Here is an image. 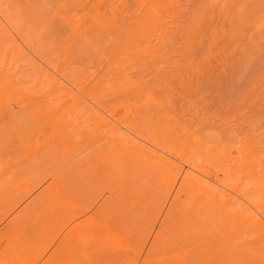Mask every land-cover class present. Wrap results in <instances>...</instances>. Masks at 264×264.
I'll return each instance as SVG.
<instances>
[{
    "label": "bare ground",
    "instance_id": "6f19581e",
    "mask_svg": "<svg viewBox=\"0 0 264 264\" xmlns=\"http://www.w3.org/2000/svg\"><path fill=\"white\" fill-rule=\"evenodd\" d=\"M155 1L156 0L154 1L152 0V3L154 5V11L157 8H158L157 9L158 11L161 6L160 7L155 6L156 5ZM169 1L167 0V2ZM191 1L193 2L194 0H191ZM205 1L209 2L210 4H212L211 1H213V4L214 3L215 4L212 5V7L215 8V5H216L220 12L223 10L224 13H226L225 16L223 15L224 14L223 11L222 13H220L223 15L224 18L220 16L222 19L217 20V17L215 16L216 19L213 17L214 19H211V20H217L216 22L214 21L212 23L210 20L209 22L210 24L207 22L209 25L207 24L206 25L207 27L206 26L203 27L202 23L205 22L206 20L209 21L208 18L211 17L212 10L209 12L211 13L210 16L204 20L201 18V15L199 14L200 20L201 21L203 20V22H200L199 18H195L196 16H194L195 20L193 18L192 20H190L191 18L189 17L192 13L188 15L187 23H186V20H181V19L180 21L175 20L176 23H174L175 21L172 20L173 19L172 15H171L172 16L171 22L168 21L169 17L168 18L164 17L165 20L167 19L168 23L170 24L172 22L174 23V24L172 23L173 28H176L175 26L179 25L177 24L178 22H180V24L182 23L181 25H179L181 27L177 26L179 29H181V31H183L181 32V34L183 33L182 36H177L180 34L179 31H177L179 34L175 31L172 32L174 29L171 31L172 27L171 28L168 27L171 25H169L165 20L161 19L160 18L161 16L157 18L158 15L156 14L157 15L156 17L154 11L150 10L153 7H151L148 10L149 12V13L147 12L148 16L146 18L142 17L141 21H139L140 18H138L137 20L139 22H137L136 20L134 21V23L137 22L135 24L133 23V20L132 22L128 21L126 25L131 23L130 27L127 26L128 29H126L125 25H124L125 27L123 26V24H125V20H124L125 17L121 15V17H124L123 19L124 21L123 23H121L119 19L118 20L116 19L117 17L115 13V16L114 15L113 16L116 17L115 20L117 21L118 26H119L118 21L120 22L119 27L121 28V29L118 28L117 25L115 28L113 27L114 30L117 28L116 29L117 32L121 33V35H119L120 33H117V35L120 36L118 40L119 39L121 40L122 38L121 41L123 42V38L127 34L128 36L124 40L123 44L119 40V42L121 43L119 47L118 41L114 40L115 37L117 36L115 35L116 31H114L115 32L114 34L113 30L108 29V30H111L109 34L110 35L112 34L111 36L114 35L113 37H110L107 35L108 39L112 38V40L109 39L110 41V42L108 41L109 44L110 45L112 44V48L114 47L116 48V49L114 48L113 55H112L113 49H111V46L108 47L107 45L108 42L106 41L108 39L105 37V35H103L106 29L103 30L101 28L103 32H102V35H99V37L96 36L97 34L95 35L99 39L97 43H96L97 39L93 40V38H96L95 36H93L94 30H96L94 26H97L95 24L97 21H95V18L93 17L92 18L95 21V23L94 22L93 23L95 25L92 24L91 20H90L91 24L87 25V27L89 28L93 26L94 29L92 30V32H90L92 34H90L89 31H87L89 30V28L85 30L92 36H89V35L86 36L87 34L83 36H86L84 38H87V39L90 38L88 40L92 39L91 41L94 42L95 47L98 50L93 46L92 42L90 41H86V42H90L92 45L86 46V44H89V43H86L85 42L86 39L84 40V38L81 39L82 41L80 40L81 43L79 42V37H81L80 35H82L83 32L85 33V31H82L80 29L82 33L78 35L79 37L77 36V34H76L77 37L74 36L75 34L71 35L72 38L76 37V40L73 39V41L74 43L76 42L75 44H79L77 48L74 46L75 44L71 40L72 38H69V41H67V36L63 35L64 38H61L60 35L62 33L60 32L61 33L60 35L56 34L57 29L51 24L52 25L51 31L54 32V34L48 31L50 33L48 34L50 38L53 36L55 37V34H56L57 37L59 36L58 40H56L57 37L55 38L53 37V39L57 43L58 41L59 43H61V44L58 43L59 46H61L62 44L63 46H67V44L70 45L71 43H73L74 45L72 44V46L77 48V50L75 51L74 47L70 45V48H69V45H68L67 48L69 49L65 47L64 49H62L63 46H61L60 48L59 46H57L55 42L56 46L58 47L56 50L59 51L57 53L59 54L61 53L60 55L62 56L58 54L57 55L60 56V58L63 57L61 60H58L59 57L56 55V50L54 53L52 52L54 51L53 49H55L56 47L54 45V41H52V38L47 41L45 40L46 37L44 39L41 38L44 34L41 35L43 33V29H40L39 26H38V28L40 29L39 31H41L42 33H40L39 36L38 35L37 36L40 37L41 35L40 41H39V38L37 39V36L35 37L36 33L34 35L35 37L34 39L38 40L39 44L42 42L40 44L41 48L44 49L46 45L47 47H49V48L45 47V49L47 48L46 50H48L45 52L46 55L45 53L42 52L43 49L41 50L40 48H38V46L34 45V41H33V44L31 43L30 45L29 42H32L31 41L32 37L30 38L28 35L29 34L32 35V33H29L28 35L24 34L25 37L26 36L29 37L28 40L30 39V41L28 42V44H26V46L30 45V48L31 46H33L32 52L34 53L36 52L35 53L36 56L38 55L42 56V57L38 56V59L40 60L42 58L40 62H43L44 65L46 62V67H43L42 66L43 64L40 65L38 62L36 63V71L34 72V74L36 73L35 82L33 79V82L29 83V86L31 88L27 86L26 83L24 84V81H25L24 78L27 79V77L31 73L30 74L28 73L29 75L26 74V77L25 75L22 76V78L24 77L23 78L24 81L21 79V74L23 73L20 74L19 78L20 80L23 81V84H24L22 85L23 88L21 87L22 92L20 91L21 93L20 98L28 97L27 96L28 94L26 92H31V95L29 97H32V95H34L33 96L34 98L32 99L33 100L35 99L34 100L35 116L39 118L41 122H42V119L46 120V126L48 124L47 129L52 130V131L49 130V132L51 133V134H48L49 138L51 135H52L51 136L52 138L53 136L54 137L56 136L55 138H53V140H51L52 143L55 141L54 142L55 144L54 143L52 144L49 141V138L43 141V142L49 141L48 143L50 144L49 145L48 143H46L48 146L47 147L45 146V148H44L45 144H42V142H40L43 146L40 145L38 146V148L39 147H43V148L42 149L39 148L37 149V151L39 150L41 152V155L43 156H40V153L36 151L37 153H39L38 157L39 158L42 157L44 160L50 161V160H54V157L59 155L60 152H61L60 155L63 154L64 157L66 155V153L64 152H67L69 154L71 153L70 155L76 152V154L74 155L76 157V155L77 156L79 155V153L77 154V151L80 148L79 146L80 143H82L81 145L84 146L83 142H87L85 143V145H87L85 148L88 147L89 149L90 148L92 149L93 144H90V143L93 142L91 140L93 134L91 135L89 134V132L91 133V130L92 132L96 131V132H93L94 135H96L98 133L97 131L99 130V128L101 127L102 129L101 131L102 133H100V135L102 134L101 136H98V135H96V137L93 136L94 142L97 144V147L95 150L94 149L95 146H94L93 149L95 151L93 150L91 151L93 153L95 152L94 154L98 155V156L95 155L96 158L94 159H98L99 162L98 160H95V162H98L99 164L96 165L94 163L96 166L95 165L93 166L95 167L91 166L89 168L88 166L86 167V169L84 168L85 170L84 176L86 175L87 177H89L92 174L90 176L92 178L91 180L94 181V177L96 179H100L101 185L103 182L108 187V188L104 187L108 189L107 191H109V194L107 196L108 198L106 202H104V198L103 200L101 199L104 203L100 202L102 204L100 206V210L103 213H107V215L109 214L110 216H112V218L109 215L107 216L106 214H105L106 217H102L103 214H100L101 212L96 214L98 218L100 219L99 215H102L101 218L103 221H106L104 220L105 218H107V220L110 218L112 220V221L109 220L111 221L110 223L112 224L110 225V227L112 226V228L113 226L115 227V229H118L121 227L122 228L128 227V228H126L127 229L126 231L118 230L121 233L114 232V234L113 232H111L112 230H110L108 234L107 229L109 228H107V229H104L103 231L105 232L106 230L105 233L108 234V236L100 237L103 232L98 231L100 229L99 226L101 225L104 228H106L105 226L107 224H108L107 226H109V223L106 222L105 223L106 225L104 226L102 225L103 222L100 219L102 223H99L100 222L99 221L98 222L99 224H97L96 221H98L99 219L93 221L97 216L93 218L94 216L91 217V213H90V217L93 219L89 220V222L86 221V222H82L83 224L80 223L76 225L78 226V228L83 225L85 228H88L89 231L91 229L93 230L94 228H95L94 231L98 229L95 231V233L93 231L94 237L92 235L93 238L95 237L96 238L98 237V239L101 238L99 239V241L100 240L102 241H100L97 244H100L101 242H103V237L104 238L106 237L105 239L107 240V242L109 241L111 243L109 245H112V247L115 250L116 249L119 250L121 248L124 250L125 247H127L130 243L134 242L133 238L135 237L133 236H135L136 233L132 235L130 230L131 231L135 229L139 230V229H142V227L146 229L145 225L147 224V226H149L150 224V223H147L146 221L147 219L148 220L152 219V217H155L156 214L158 213L161 214V212H164L163 217H162L163 221L161 222L160 220V224H162L161 226L163 229L169 232L168 234V232L166 233V231L164 230L166 233V236L167 235L171 236L172 234V237H171L172 241H173V238H175L174 240L176 242H173V243L179 242L180 244H183V245L192 244L193 246H198V247L199 246H210L214 244L215 245L218 244L222 246L223 248L231 247V246H234V247L239 246L240 248L241 246L244 249L242 251L239 250L240 251L239 253H237V251H235L233 248H230L231 250L229 251V253L223 256L224 255L223 252H222L223 254L222 255L221 251L219 250L218 251L225 258L238 257L239 260H242V261L253 260L258 257L259 258L261 257L260 259L264 258V251H260L261 248L264 249V121H262L264 119H262L261 120L262 122H261L260 119L252 120V117H250L251 119H247V120L251 122L248 123V121H246L242 117H239L241 121L243 120L242 122H244V124L245 122L248 123V127L246 126V124L243 125V124L237 123L233 119L234 113H235L234 111L237 110L236 116L238 117V113L241 110L240 108L242 107L241 104L244 103L247 100V98L251 96V94H253L252 91H254L255 93L256 90L254 88L256 87L258 83L262 87L261 94L262 96H264V65H262L264 64V0H210V1L205 0ZM101 2L102 1H100V3ZM162 2L160 1L161 4L160 3L159 4L157 3V4L163 5ZM202 3L203 4H201L202 5L201 7L203 8L205 7L204 5L205 3L204 2ZM114 4H113V7L115 6ZM150 4H151V1L149 0L148 5ZM188 4H184V5H188ZM121 5L123 4L121 3ZM167 5L166 7L169 6L168 7L169 9L172 8V5H171V8H170V4L168 6ZM207 5L208 4H206V6ZM103 6L104 5H102V7ZM145 6L147 7V5ZM177 6H175L176 9L178 8ZM181 6L183 5L179 6V8L177 9L178 12L174 10L173 11L176 13H179ZM209 7L207 6V9L203 8L205 10H203L202 8L201 9L199 8L200 10L198 11L195 8L193 9H195L197 12H200V13H202V11H204L205 13H208L206 10H209ZM137 8L141 9L139 7ZM147 8H149V6ZM184 8L185 10L183 9L181 10H183V12H186V16H187V13L188 12L190 13L191 11L187 12L185 6ZM191 8L189 9L191 10ZM108 9H111V8H108ZM97 10H95L94 12L97 13ZM117 10L118 9L116 8V11ZM141 10L143 11V9ZM163 10H165V7ZM163 10H161L162 13H165ZM102 11L103 13L105 12L104 10ZM102 11H101V14H102ZM112 11H113V8H112ZM213 11L215 12V14L219 12L218 10H217L218 12H216L214 9ZM132 12L138 13L139 10L138 12H135V11H132ZM129 13H131V11ZM70 14H75V13L70 12ZM91 14H92V11H91ZM123 14L125 13L123 12ZM159 14H160V11H159ZM179 14H181L182 16L181 18L185 17L184 16L185 14L183 15L182 12ZM107 15L108 14H106V17H108ZM128 15L127 16L129 18L127 17L126 19L129 20L131 19V17H130V14ZM203 15L202 17L204 18L206 14L204 16ZM79 16L80 15L78 14V19L80 18ZM102 16L105 17L104 14ZM110 16L111 15L109 14V17ZM138 16L141 17L142 15L139 14ZM206 16H208V14ZM104 17L102 19V17L99 16V18H101V20L105 22L106 20H104ZM179 17L180 15L178 16V18ZM97 18L98 16L96 17V19ZM111 18L109 20L113 21ZM114 21L113 23L116 24L115 23L116 21L115 22ZM113 23L112 25H114ZM101 24H103L104 28H107L104 26V23H101ZM121 24L123 27L121 26ZM133 24L135 25V27L133 26ZM183 24H185L184 28L182 26ZM80 25L82 26V24ZM41 26H42L41 28H46V26L43 24ZM131 26L133 27V30H131L133 32L130 35L129 29L130 28L132 29ZM47 27H48V24H47ZM38 28H35V29H38ZM109 28L111 27L109 26ZM28 29L26 28V30ZM123 29H126L129 32L127 31L128 33H126L124 32L126 30H123ZM167 29H168V32L171 31L173 34L169 32V35H168V33L166 32ZM1 30L5 31L3 27H1L0 32H2ZM26 30L25 32L24 31L23 32L26 33ZM97 31L100 34V31L99 30ZM46 32H47V29H45L44 33ZM106 33L107 32H105L104 34ZM20 34L21 35L18 37H20L21 41H23L24 39L22 40V37H21L23 33L20 32ZM52 34L53 36H50ZM123 34H126V35L124 36ZM4 35L6 36V33ZM100 36H102L103 38L105 37L104 39L106 40L102 38V40L105 41V44L101 43L102 41L100 40L101 39ZM27 37L25 38L24 44L28 41V40L26 41ZM68 37H70V35H68ZM60 39L61 40L63 39L62 42H60L61 41ZM1 40H5V39H2L1 37ZM70 40H71V43H67V42H70ZM16 41L14 42L16 43ZM43 41H45V43ZM50 41L53 42L51 43V45L49 43ZM111 41L113 43H111ZM115 41L117 44L115 43ZM100 44H103V46ZM14 45L12 46L15 48ZM42 45L43 46L45 45V46L42 47ZM52 45L55 47H52ZM83 46L87 49L89 47L90 48L92 47V48L88 50L87 49L84 50ZM100 46L102 47L107 46L106 47L107 50L106 49L102 50L101 49L102 47L100 48ZM13 47H9V48H13ZM35 47L37 48V50H41V52L39 53V51H36ZM9 48H6V49H9ZM16 48L18 49L17 46ZM80 48L82 49V51H80L81 50ZM60 49H62L61 52H60ZM65 49L68 52L70 49H72L70 50L72 55L68 56L70 54L67 52H64ZM99 49H101L102 51L105 50L103 52L104 55H102L101 52L100 53L98 52V51H101ZM90 50L93 51V53L95 50V53H94L96 54L95 56L97 55L98 56L100 55V56L95 58V56L93 55L94 56L93 58H95V60H92L91 55L93 53ZM49 52L52 54L50 55ZM115 52L117 54H115ZM34 53L33 55H35ZM48 53L50 56V60L48 59L49 61L47 63V58L49 57L47 56ZM64 53L68 54L67 56L70 59L68 57H65L68 59V61L67 59L64 58V56H66L64 55ZM75 53L80 54V55L82 54V56H84V57H81L82 62L83 61H86V62L82 63L78 61L79 58L77 59L76 57H79V55L76 56ZM106 53H108L109 55ZM53 54H55L58 58L55 55L52 56ZM85 54H87L88 57L85 56ZM101 55L104 56L103 58L107 61H104V59L101 58L102 57ZM105 55L106 56L111 55L114 58L110 60L111 56L110 58L108 56H107L108 58H106ZM44 57L46 58V60L44 59ZM72 57L74 58L71 60ZM83 58L86 60H84ZM89 59L90 61H88ZM74 60L77 62H75ZM101 60H102V63L103 61L105 63L102 64ZM93 61L96 62V64L94 63L95 65L93 64L94 66L92 67L91 64ZM212 61L217 62V64L214 63L213 65H211ZM71 62L74 63L75 65L77 63L78 66H74V64L71 65ZM98 62L101 63L102 65L100 66ZM83 64L84 65L86 64V67H84ZM88 64L91 67H88ZM255 64L259 66L261 65V67L256 68L259 66H256ZM31 65L35 66V63H32ZM28 69H29V72H31L30 68ZM25 72L27 73L28 70L26 69ZM244 77H246V81H247L246 83H244L245 82ZM30 78L31 76L28 77V79ZM11 79L13 80V77H11ZM27 80L25 82H27ZM240 80L244 81L241 83L243 84L242 85L243 87H240L241 85L240 86L236 85V83L240 84L241 82ZM32 83L34 84L33 85L34 89H32L33 88L31 85ZM216 84L218 86L219 85L222 86V84H227V86H230V87L232 85L233 86L235 85L236 88L240 87L238 88L239 90L237 89L238 91L236 92V94H231L232 98H231V95L229 97L232 103L230 112H228L227 108L222 107L221 109L224 108L226 111L222 110L223 112L221 114H217L214 112H209V110L205 111L206 109H209V106H206L205 101L204 102L201 101V103H205V105L204 104L202 105L201 103H199L201 104V107L204 106L206 108L205 109L204 107H202L205 110L200 108V106L197 104V101H199V99H201L202 97V92L204 90L206 91V89H208V87H211V85L215 86ZM24 86H26L27 88ZM204 87L206 89H204ZM8 88L9 89L7 90H10V89L13 90L12 86ZM24 88H26L28 91L25 90ZM30 90H32L33 92ZM205 91L203 92L204 97H205V94H204ZM24 93H26V95ZM23 94L25 95L24 97H23ZM15 95L17 96L18 94H15ZM182 95L186 96L184 97V99L186 98L187 101L185 100V102H188L187 109L189 110V112L187 111V109L182 110L180 107H178L179 108L178 110L177 107L175 108L176 105L173 106L176 100V97L182 96ZM22 98L20 99L21 101H22ZM252 101L254 102V98L252 99ZM26 105L29 106L30 104L28 105L26 103ZM256 105H258L257 107L259 109L261 108L260 103H257ZM224 106L226 107L225 103H224ZM249 107L250 106H248V108ZM25 109H26V106H25ZM220 111L221 110H218V113H220ZM23 115H25V112L23 113ZM13 116L11 117L12 119L10 117L9 118L12 120L11 122H14V121L16 122V120L13 121V119H16L15 118L16 116H14V118ZM26 118L28 117H25L24 119ZM85 118H87L88 120L85 121L86 120ZM89 118L91 119L95 118L94 120L96 121H94V123L97 122L96 125H94L93 119L92 121L90 120L91 122H88ZM261 118H264V115H262ZM19 120L17 124H19ZM34 120L36 121V119ZM80 120L83 122H80ZM21 121L23 120L21 119ZM70 121H72L73 124L70 123ZM41 122L39 123L41 124ZM88 123L89 124L91 123L90 125H88L91 130L87 131L85 129L86 128L85 125ZM26 124H28V122ZM31 124L34 125L32 122ZM43 124L45 123L43 122ZM21 125H23V122L22 124L18 126H20L21 128L22 127ZM241 125L247 128L245 130H242ZM90 126H94L95 128L99 127V128L98 130L97 129L93 130L94 127H90ZM244 127L242 128L244 129ZM72 128L77 129V130L82 129V132L80 131L81 133L79 134V136H76V133H78L79 130L77 132V130L75 131L73 129L75 131V133H73L71 132ZM35 130L36 129L34 128L33 131L35 132ZM84 130L88 132L87 135H84L86 137L83 136V133H85L83 132ZM65 131H70V132H65ZM64 133L65 134L68 133V135L72 133L74 138H72V135L70 137V136L65 135ZM63 136L65 137L63 138ZM80 136L82 139L84 137L83 142ZM76 137L77 138L79 137V138L76 139ZM35 139H36V135L34 136V140ZM73 139H76L74 140L75 142L72 141ZM79 139H80V142H79ZM86 139H88V141ZM97 139L101 142L99 143ZM34 140L33 142L35 143L37 140L35 141ZM29 142L31 141L29 140ZM66 142L72 146L68 144L67 146ZM32 144L30 145L31 147H32ZM75 146L76 147L78 146V149H76ZM66 147H68L69 149H67ZM55 148L56 149L59 148V150H56ZM64 149L66 151H64ZM71 149L73 152L71 151ZM82 150L83 152L89 151L86 149L84 150V148H82ZM94 154L92 156H94ZM71 157L72 156H70L69 158L73 160ZM75 159L76 158H74V160ZM77 159L75 161H77ZM79 159H80V162L79 160L77 162L73 161L75 162L74 163L75 165H73L72 163V167L77 168V170L79 169L80 171V168H81L80 166H82L83 168L87 164L85 162L83 164V161H85V158L83 159V161H82V158H79ZM50 163H51V167L54 168V164H53L54 161H50ZM64 163L67 164V162H64ZM76 163L77 164L79 163V166H77ZM33 165L35 166V164ZM98 165H101L100 168ZM37 166L38 167L41 166L39 162ZM37 166H35L36 168L35 167L34 168L37 169ZM68 169L69 168L67 167L66 170ZM66 170L65 171L63 170V173L61 172L58 174L54 172V174L55 173L56 174L52 175V178H50L51 180L49 181V183L46 184L45 187H43V189H41V192L39 193L40 195H38V197L40 196L39 198L41 201L37 200V203H38L37 207H40L38 208L40 212L42 211L44 213L47 212L45 216L46 215L48 216L46 219H48L47 222L49 223L53 222L52 219L55 217H56L55 220H57V217H59L58 219L59 221H56V222L54 221L55 223H57L63 220V218L67 217L69 214L71 215L72 213H74L72 211L73 210L75 211V209L78 208V205H79L78 201L80 203L82 201V199L78 200V196L80 195L82 197H84V195L86 196L89 193V191H91L90 189H92V186H93L91 185V188L89 187L90 189H87L88 187L86 186H88V184H85L86 188L84 186L82 187V185H80V187L78 188L79 186L78 184H80V182L78 179H77L78 184H76L75 182L77 174L75 175L72 172L73 169L68 170V172ZM89 171L90 173H88ZM80 172H83V171L81 170ZM96 172L98 174H96ZM40 174L42 175V171ZM71 180L74 181L75 184H72ZM84 183H87V182H84ZM98 183L99 182H97V185ZM96 189H94V186H93L92 191ZM77 192L80 193V195ZM74 193L76 195V198L73 197L75 196ZM93 193L94 192L92 193L90 192L88 195L91 197ZM41 196L43 198H41ZM95 196H98L97 193H95ZM95 196L93 195L91 198ZM123 197H126V198H123ZM165 198L169 199V204L167 205L164 211H161V210L158 211L157 209L159 208V205H161V207L165 206V204L164 205L160 204V203H163L162 200L164 201ZM123 199L125 200L127 199V201ZM74 201L77 203L76 204L77 208L74 206L75 204ZM83 201L88 202L86 201V197ZM164 202L166 203V201ZM83 203L81 206H83V208L85 206L86 208V205L88 206V203H86L85 205H83ZM43 205L44 207L47 206V209H45L46 207L43 208ZM73 206H74V209L71 210ZM89 206H90V203H89ZM41 208H43V210H41ZM38 209L36 208V210ZM67 209H70L71 211ZM89 209H92V208L89 207ZM66 210L68 211L69 214L65 213L67 212ZM87 210L85 209V211H82V212L87 213ZM37 213L39 214V212ZM60 216H62V218ZM72 216H73V219L74 218L76 219L74 214ZM72 216H70V218H72ZM142 217H145L147 219H144ZM37 219H39L38 220L39 222L40 217ZM63 224L62 226H64ZM46 225H50V224H46ZM51 225H53V223H51ZM93 225H96L99 228H96V226L94 227ZM18 226L20 227V225ZM82 228L83 227H81L80 230H83V231L85 230L87 232V229H84V228L82 229ZM75 230H77V228ZM80 230L78 229V231ZM142 231L141 232L139 231V232L142 233ZM84 232L82 234H85ZM96 232L100 233L98 234L100 236H98ZM124 232H128L129 235L130 234L132 235V236H129V238L131 239V237H133L132 238L133 242L129 240L128 236L124 234ZM156 232L157 231H155V233ZM89 233L90 232H88V234ZM105 233L103 234L106 235ZM140 233H138V235L142 236V234ZM159 235H161V233ZM141 236L139 237V239L137 238L135 239L141 240L142 242ZM154 236L155 235H153V237ZM161 236H162V239H161ZM161 236H158L159 238H157L159 239V241L157 240L158 243H160V240L161 242L163 240H166V236L164 234ZM163 236L165 237V239ZM25 239L26 238H24V240ZM24 240L23 242L26 241ZM106 240H104V242H106ZM127 240L131 242L128 243ZM138 242L139 241H137L135 244L137 245ZM87 243L88 242H86V244ZM95 243L92 245L94 246L97 245ZM162 243H166V242H162ZM101 245H103V243ZM129 247L127 249L125 248L126 250L124 252L130 251L128 250ZM15 249H16L15 247L7 246L4 250L0 251V257H1V252L8 253V252L14 251ZM133 250L136 251V249H132V252L136 254L138 253V256L136 254L135 255L136 257H139L140 256L139 254L141 253H139L138 251L135 252ZM103 251L105 252V250ZM178 251L179 250H177V252ZM198 251H199L198 253L199 257L197 256V258H200V259H204L205 257L206 258L208 257L209 260L213 258H217V259L223 258L222 256H220V254L213 253V250H212V254H209L206 251H200V250ZM60 253L56 252V254H60ZM68 253L70 254V251L66 252L65 254H68ZM133 253H130V254L134 256ZM159 253H158V257H159ZM161 254H164V253H161ZM85 256L84 255L82 256V260L86 258ZM133 256L131 258H133ZM186 257L187 255L185 254V251L181 253L180 255H178V259L183 261V263L180 262L179 264L186 263L187 261ZM119 259L121 258L119 257ZM90 260H91V255H89L85 259L86 262ZM76 261H78V259L77 260L75 259V263ZM1 263L2 262H0V264ZM61 263L63 264V259L61 258H59L58 261L52 262V264H61ZM65 263L66 261H64V264ZM154 264H157V262L155 261Z\"/></svg>",
    "mask_w": 264,
    "mask_h": 264
},
{
    "label": "rangeland",
    "instance_id": "374dc122",
    "mask_svg": "<svg viewBox=\"0 0 264 264\" xmlns=\"http://www.w3.org/2000/svg\"><path fill=\"white\" fill-rule=\"evenodd\" d=\"M100 1H102L101 3H100ZM117 1V2H116ZM144 1V2H143ZM151 1V4L150 5H148V3H149V0L147 1V0H0V29H1V27H3V29H5V31L4 30H1L2 32H0V251H2V250H4L7 246H10V247H15L16 249L14 250V251H11V252H8V253H3V252H1V257H0V262H2L1 264H52V262H54V261H58L59 260V258H61V259H63V264H64V261H66V263L65 264H74L75 263V259L77 260L78 259V261H76V263L75 264H132V262H133V264H145V263H147V264H154L155 263V261L157 262V264H179L180 262H182L183 263V261H181L180 259H178V255H180L181 253H183L184 251H185V254L187 255V257H189V258H187L186 257V263H184V264H264V258H262V259H260L259 257L258 258H256V259H253V260H244V261H242V260H239V258L238 257H233V258H225V257H223V256H225L226 254H228L229 253V251L231 250L230 248H233L235 251H237V253H239L240 251L239 250H243L244 248L243 247H241L240 246V248H239V246H237V247H234V246H231V247H222V246H220V245H218V244H214V245H210V246H193L192 244L191 245H189V244H180L179 242H177V243H173V242H176L174 239L175 238H173V241H172V234H171V236L170 235H167L166 236V233L168 232V231H166L165 229H163L162 228V224H160V220H161V222L163 221V214H164V212H161V214H156L155 215V217H152V219H147V218H145V217H142V218H144V219H147L146 221H147V223H150L149 224V226H147V224L145 225V228L146 229H144V227H142V229H139V230H137V229H135V230H130V232H131V234L132 235H134L135 233L137 234H135V236H133V237H135V238H137V239H139V237L141 236H139L138 235V233H140L142 230V233H140V234H142V236H141V238H142V242H141V240H137V239H135V238H133V237H131V239L129 238V236H132L131 234L129 235V233L128 232H124V234H126L127 236H128V238H129V240H131L132 242H133V240H134V242L133 243H130L131 241H128L127 240V242L128 243H130L129 245H130V247H131V249H130V247H129V245L127 246V247H125L126 249L129 247V249L128 250H130V251H128V252H124L126 249L124 248V250L122 249H119V250H115L113 247H112V245H109V244H111L109 241L107 242V240L105 239L107 236H108V232H110V230H112L111 232H113V234H114V232L116 233V232H120V231H118V230H121V231H123V230H127L126 228H128V227H121V228H118V227H116V228H118V229H115V227L113 226V228H112V226L110 227V225H112L110 222L112 221L109 217V219L107 220V218H103L104 220H106V221H103L102 220V218H101V216L102 215H99V217H100V219L102 220V222H101V220L98 218V216L96 215V214H98L99 212H101V210H100V206L102 205L100 202H102V203H104V202H106L107 201V196H108V194H109V191H107L108 189H106V188H108L103 182H102V185H101V181H100V179H96L95 177H94V181L93 180H91L92 178L89 176V177H87L86 175L84 176V172H85V170H84V168L86 169V167H88L89 166V168L91 167V166H93V165H97V164H99L98 162H99V160L98 159H94V158H96V156L95 155H97V154H94L93 152H91L92 150L93 151H95L96 150V147H97V144L94 142V137H96V135H98V136H101L100 135V133H102L101 131H102V129H101V127L99 128V130H98V128H95L94 126H90V127H94L93 128V130L94 129H97L98 131V133L96 134V135H94V133L93 132H96V131H93L92 132V130L89 128V126L88 125H90L89 123L88 124H86L85 125V129L88 131V130H91V133L89 132V134H93L92 135V138H91V140L93 141V142H91L90 144H93L92 145V149L90 148H85L87 145H85V143H87V142H83V139H84V137H86V136H84V135H87L88 134V132H86V130H84L83 132H85V133H83V139L81 138V136H82V134H81V136H80V138H81V140H82V142L84 143V146H82L81 144L82 143H80L79 144V146H80V148H79V152L77 151V154L79 153V155L77 156L76 155V157L74 156L75 154H76V152L75 153H73L72 155H70L69 153H67V152H64V153H66V155H65V157H64V155L63 154H61V155H63V156H61L60 155V151H58V152H60L59 153V155H57L56 157H54V160H50V161H54V168H52L51 167V163H50V161L49 160H44L42 157V159L41 158H39L38 157V155H39V153H40V156H43V155H41V152L38 150L37 151V149H39V148H43V147H39L38 148V146H43L42 144H45L44 145V148H45V146L47 147L48 145L46 144V143H48L49 141L51 142V140H53V138H55L54 136H53V138L50 136V138H52V139H50L49 138V135L48 134H51L50 132H49V130L50 129H47V126H48V124H47V126H46V120H43L42 119V122H41V120L39 119V118H37L36 116H35V114H34V100L32 99V98H34L33 96L34 95H32V97H29L30 95H31V92H26L28 95V97H26V98H22V101L20 100L21 98H20V95H21V93H20V91L22 92V85H24L25 83H26V85L27 86H29V83L30 82H33V79H34V82H35V74H34V72L36 71V63L38 62L40 65H42L43 64V62H40L41 61V59L39 60L38 59V56H40V55H38V56H36V52L34 53V52H32V50H33V46H31V48H30V45H31V43L33 44V41H34V45L35 46H38V48H40L41 50L43 49V48H41V46H40V44L42 43H40L39 44V42H38V40H36V39H34L37 35L39 36V34L40 33H42L41 31H39L40 29H43V33L41 34V35H43L42 37H41V35H40V37L41 38H45V40L47 41V40H49V39H51L52 38V41H54V39H53V34H54V32H52L51 31V26L53 25L56 29H57V33L56 34H58V35H60L61 33V35H60V37L61 38H64V36H67V41H69V38H72L71 37V35L72 34H75L74 36H76V34H77V36L78 35H80L82 32H81V30L82 31H85L86 29H88L89 27H87V25H90L91 24V21H92V24L93 25H97V26H94V28H96V30H94V32H93V36H95L96 34V36H98L99 37V35H102V32H103V30H105L104 31V33L105 32H107L106 34H104L103 33V35H105V37L108 39V37H107V35L108 36H110V37H113V36H111L109 33L111 32V30H113V32L114 31H116V34H115V32H114V34L115 35H117V33H120V32H117V28L114 30V28L116 27V25H117V21L115 20V18L118 20H120L121 21V23H123V21L125 20V24H123V26L125 25L126 26V29H128V27H130V24L131 23H129L128 25H126V23H128V21H131L132 22V20H133V23H134V21L136 20H138V18H140L139 19V21H141V19H142V17L143 18H146L147 16H148V10L151 8V7H153V8H151L150 10H152V11H154V5H153V3H152V0H150ZM154 1V0H153ZM160 1L162 2V4L163 5H158L159 3H160ZM169 1V0H168ZM172 1V2H171ZM174 1V2H173ZM210 1V0H209ZM156 3V5L155 6H161L160 8H162V9H160L159 8V10L157 11V9H155V11H154V13H155V16L157 17V15H158V17L157 18H159V16H161L160 18L161 19H163V20H165L164 19V17H166V18H168L169 20L168 21H170L171 22V17L173 16V21H175V20H177V21H180V19L181 20H186V23L188 22L187 20V18H188V15H190L191 13L193 14H191L190 15V17L189 18H191L190 20H192V18L194 19V16H196L195 18H199V21L200 22H203V20L204 19H207V17H209L210 16V14L211 13H209L211 10V12H212V15H211V17H209L208 19H209V21L208 20H206L205 22H203L202 24V26L204 27V26H206L209 22H210V20L211 19H214L215 18V16L217 17V20H220V19H222L221 17H223V15L225 16V14L226 13H224V11H223V15L222 14H220V13H222V11L220 12L219 11V9L217 8V6L215 5V8L214 7H212V5H214L213 4V1H211V3L212 4H210L209 2H207V1H201V0H199V2H198V0L197 1H191V0H170L169 2H167V0L165 1V0H156L155 1ZM167 3L168 5L170 4V8H171V5H172V8L171 9H169L168 7V5L167 4H165V3ZM202 2H204L205 4V7H203V8H206L207 9V6L209 7V6H211V7H209V10H206L208 13H205L204 11H202V13H200V12H197L198 10H200L202 7V5L201 4H203ZM109 3V4H108ZM115 3V4H114ZM121 3L123 4V5H121ZM144 3V4H143ZM158 3V4H157ZM175 3V4H174ZM190 5H189V4ZM196 4V6H195V4ZM95 6H94V5ZM113 4L115 5L114 7H113ZM117 4H118V6H117ZM134 4V5H133ZM161 4V3H160ZM184 4H188V5H184ZM206 4H208L207 6H206ZM102 5H104L103 7H102ZM120 5H121V7H120ZM143 5V6H142ZM145 5H147V7L149 6V8H147ZM166 5L168 6V7H166ZM174 5V6H173ZM178 5V6H177ZM180 5H183V6H181L180 8L181 9H183V10H185V8H184V6L186 7V11L188 12V11H191L190 13L188 12L187 13V16H186V12H183V10H179V13H181L182 12V14L186 17H184V18H181L182 16H181V14H179V13H176V12H178V8H179V6ZM203 5V6H204ZM106 6H107V8H106ZM112 6V7H111ZM125 6H126V8H125ZM136 6V7H135ZM145 6V7H144ZM175 6H177L178 8L176 9V7ZM191 8V7H193V6H195V7H193V8H195V9H193V8H191V10L188 8ZM94 7V8H93ZM98 8V10L100 11H98L97 10V8ZM102 7V8H101ZM133 7H134V9H133ZM137 7H139V8H141V9H143V11L141 10V9H138ZM144 7V8H143ZM164 7H165V10H163L164 9ZM198 7V8H197ZM93 8V9H92ZM108 8H111V9H108ZM112 8H113V11H112ZM116 8L118 9L117 11H116ZM119 8H120V10H119ZM131 8V9H130ZM146 8H147V10H146ZM156 8V7H155ZM176 10H175V9ZM200 8V9H199ZM202 8V9H203ZM212 8V9H211ZM92 9V10H91ZM107 11H106V10ZM130 9V10H129ZM145 9V10H144ZM166 9H167V11H166ZM189 9V10H188ZM213 9L216 11V12H218V13H216L215 14V12L213 11ZM95 10H97V13L96 12H94ZM102 10H104L105 12L103 13V11ZM138 10H139V12H138ZM161 10H163L165 13H162V11ZM176 11V12H174V11ZM192 10H194V11H196L197 12V14H196V12H194V11H192ZM203 10H205V9H203ZM218 10V11H217ZM91 11H92V14H91ZM101 11H102V14H101ZM111 11V12H110ZM115 11V12H114ZM122 11V12H121ZM131 11V13H129V12ZM132 11H135V12H138V13H134V12H132ZM159 11H160V14H159ZM169 11V12H168ZM70 12L71 13H75V14H70ZM90 12V13H89ZM99 12V13H98ZM113 12V13H112ZM118 12V13H117ZM123 12L125 13V14H123ZM142 12V13H141ZM148 12V13H147ZM158 12V13H157ZM173 12V13H172ZM112 13V14H111ZM115 13H116V17H114L115 16ZM121 13V14H120ZM127 13V14H126ZM147 13V14H146ZM170 14V15H168V14ZM172 13V14H171ZM78 14L80 15L79 17V19H78ZM105 15V17L104 16H102V15ZM106 14H108L107 16L108 17H106ZM109 14L111 15L110 17H109ZM120 14V15H119ZM128 14H130V17H131V19H126L129 15ZM134 14V15H133ZM142 15L141 17L140 16H138V15ZM157 14V15H156ZM162 14V15H161ZM168 16H167V15ZM177 16H176V15ZM201 15V18L203 19L202 21L200 20V15ZM206 14H208V16H204V15ZM85 17H84V16ZM96 15V16H95ZM114 15V16H113ZM121 15L122 16H124L125 17V19H124V17H121ZM128 15V16H127ZM145 15V16H144ZM172 15V16H171ZM180 15V17L178 18V16ZM199 15V16H198ZM202 15L204 16V18L202 17ZM98 16V18L96 19V17ZM99 16H101L102 17V19H103V17H104V20H106L105 22L103 21V20H101V18H99ZM119 16V17H118ZM135 16V17H134ZM163 16V17H162ZM175 16V17H174ZM221 16V17H220ZM95 18V21H97L96 23H95V21H94V19L93 18ZM112 17V18H111ZM120 17H121V19H120ZM206 17V18H205ZM214 17V18H213ZM220 17V18H219ZM91 18V19H90ZM112 19L116 24H114L113 23V21H111V20H109V19ZM114 18V19H113ZM129 18V17H128ZM133 18V19H132ZM219 18V19H218ZM224 18V17H223ZM93 19V20H92ZM124 19V20H123ZM216 19V18H215ZM83 21V23H82V21ZM86 21V23H85V21ZM89 20V21H88ZM91 20V21H90ZM100 20V21H99ZM195 20V19H194ZM217 20H211V22L213 23L214 21L216 22ZM127 21V22H126ZM139 21H137V22H139ZM167 23H168V21H167V19L165 20ZM50 22V23H49ZM95 24H94V23ZM104 23V26L105 27H107V28H104L103 27V24H101V23ZM137 22H135V23H137ZM182 22V21H181ZM184 22V21H183ZM208 22V23H207ZM13 23H15V24H13ZM78 23H80V24H82V26L80 25V24H78ZM85 23V24H84ZM112 23L114 24V25H112ZM134 23V24H135ZM173 23V22H172ZM172 23L170 24V23H168L169 25H171V26H168V27H172ZM174 23H176V21L174 22ZM173 23V24H174ZM211 23V24H212ZM12 24V25H11ZM17 24V25H16ZM39 24H43V25H45L46 26V28H41L42 26L41 25H39ZM47 24H48V27H47ZM52 24V25H51ZM83 24H84V26H83ZM108 24V25H107ZM118 24H119V26H120V22L118 21ZM133 24V26L135 27V25ZM177 24H179V25H181L180 24V22H178ZM176 24V25H177ZM210 24V23H209ZM208 24V25H209ZM80 25V26H79ZM86 25V26H85ZM179 25H177V26H179ZM184 25L185 24H183L182 26H183V28H184ZM38 26L40 27V29L38 28ZM109 26L111 27V28H109ZM118 26V25H117ZM118 26V28H120ZM121 26H122V24H121ZM122 26V27H123ZM124 26V27H125ZM128 26V27H127ZM174 26V25H173ZM177 26H175L176 28H178ZM33 27H35V28H38V29H35V28H33ZM50 27V28H49ZM84 27H86V28H84ZM91 27V26H90ZM114 27V28H113ZM132 27V26H131ZM179 27H181V26H179ZM207 27V26H206ZM25 28V29H24ZM26 28L28 29V30H26ZM92 28V29H91ZM91 28H89V30H87V31H89V33L90 32H92V30L94 29L93 28V26L91 27ZM103 30H102V29ZM176 28H171V31L172 32H177V31H179L180 32V34L179 35H177V36H182L183 35V33L181 34V32H183V31H181V29H176ZM24 29V30H23ZM32 29V30H31ZM35 29V30H34ZM45 29H47V32L49 31L50 33H53L52 35H50V36H53V37H49L48 36V34H50L49 32L47 33H44V31H45ZM81 29V30H80ZM91 29V30H90ZM101 29V30H100ZM108 29H111V30H108ZM121 29V28H120ZM126 29H123V30H126ZM25 30H26V33H24L25 32ZM53 30V29H52ZM58 30H59V32H58ZM97 30H99L100 31V34L98 33V31ZM108 30V31H107ZM131 30H133V27H132V29L130 28L129 29V31L128 30H126V31H124V32H126V33H130V35H131V33L133 32V31H131ZM170 30V29H169ZM24 31V32H23ZM38 31V32H37ZM56 31V30H55ZM87 31H85V33L83 32L82 33V35H80L81 37H79V42L81 43V39L82 38H84V37H86V36H92V35H90V34H92V33H88ZM95 31H96V33H95ZM121 31V30H120ZM128 31V32H127ZM171 31H169V32H171ZM6 33V36L4 35L5 33ZM20 32L21 33H23V35L25 34H29V33H32V35L31 34H29L28 36L31 38V41L32 42H29L30 41V39L28 40V38L29 37H27V39H26V43L24 44V41H25V35L23 36H21L22 37V40L23 41H21V38L20 37H18V36H20L21 34H20ZM61 32V33H60ZM122 32V31H121ZM167 33H168V35H169V32H168V29H167V31H166ZM171 32V33H172ZM1 33H3V34H1ZM35 33H36V35H35ZM123 33V32H122ZM8 34V35H7ZM17 34V35H16ZM56 34H55V37H57L56 36ZM87 34V35H86ZM173 34V33H172ZM4 35V36H3ZM34 35H35V37H34ZM47 35V36H46ZM64 35V36H63ZM68 35H70V37H68ZM83 35H86V36H83ZM119 35H121V33L119 34ZM119 35H117L116 37H115V39L114 40H117L118 41V45H119V47H120V45H121V43L120 42H122L121 40H122V38H121V40H120V42H119V40H118V38H120V36ZM124 36L126 35V34H123ZM11 36V37H10ZM15 38H14V37ZM37 36V39L39 38V41H40V37H38ZM76 36V37H77ZM95 36V37H96ZM119 36V37H118ZM127 36H128V34L123 38V42H122V44L124 43V40L127 38ZM1 37H2V39H5V40H1ZM54 37V38H55ZM59 37V36H58ZM58 37H57V39L56 40H58ZM76 37H74V38H72L71 40L73 41V39H75L76 40ZM98 37H96V38H93V40L94 39H97V41H96V43L99 41V39H98ZM101 37V43H103V44H105V41H103L102 40V36H100ZM104 37V38H105ZM6 38H7V40H6ZM48 38V39H47ZM103 38V39H104ZM14 39V40H13ZM86 39V40H85ZM88 39H90V38H88ZM87 38H84V40H85V42L86 41H90V42H92L91 40H88ZM109 39H111L112 40V38H109ZM109 39L108 40H106V39H104V40H106L107 42L109 41ZM11 40V41H10ZM17 40V41H16ZM20 40V41H19ZM61 40V39H60ZM63 40V39H62ZM62 40L60 41V42H62ZM66 40V39H65ZM65 40H64V42H65ZM71 40H70V42H67V43H71ZM81 40V41H80ZM14 41H16V43L14 42ZM41 41H42V39H41ZM14 42V43H13ZM28 42L30 43V45L29 46H26V44H28ZM44 43H45V41H43ZM55 42L56 41H54V45L56 46V44H57V46H59L58 45V43H59V41H58V43L56 42V44H55ZM63 42V43H64ZM78 42V41H77ZM78 42V43H79ZM90 42H86V43H89V44H86V46L88 45H92L93 44V46L95 47V44H94V42H92V44L90 43ZM107 42H106V44H107ZM110 42V41H109ZM109 42H108V47L109 46H111V49H113V53H112V55L114 54V48H112V44L110 45L109 44ZM50 43V45H51V43H53V42H49ZM73 43H74V41H73ZM73 43H71L70 45L72 46V44ZM76 43V42H75ZM74 43V44H75ZM100 43V42H99ZM111 43H113L112 41H111ZM115 43H116V41H115ZM4 44V45H3ZM15 44V45H14ZM47 44H48V42H47ZM59 44H61V43H59ZM66 44V43H65ZM64 44V45H65ZM73 44V45H74ZM103 44H100V45H102L103 46ZM117 44V43H116ZM116 44H114V45H116ZM12 45H14L15 46V48H16V46L18 47V49L16 48H14ZM69 44H67V46H68ZM70 45H69V48H70ZM77 45V46H76ZM78 45L79 44H75L74 46L75 47H77L78 48ZM83 45V44H82ZM81 45V46H82ZM113 45V46H114ZM40 46V47H39ZM45 46V45H44ZM43 45H42V47H44ZM55 46H53L52 45V47H55ZM55 47V49H53L54 51H52L53 53L55 52V50L58 48V47ZM61 46H63V44L61 45ZM61 46H59L60 48H61ZM67 46H63L62 47V49H64V47L65 48H67ZM74 46H72V47H74ZM97 46V45H96ZM102 46H100V48L102 47ZM5 47V48H4ZM9 47H13V48H9ZM45 47H47V45L45 46ZM45 47H44V49L42 50V52L43 53H45L46 51H48V50H46L47 48H49V47H47L46 49H45ZM71 47V48H72ZM74 47V48H75ZM84 47V46H83ZM83 47H81V48H83ZM93 47V48H94ZM98 47V46H97ZM106 47L107 46H104V47H102L101 49L103 50V49H106ZM118 47V46H117ZM6 48H9V49H6ZM36 48V47H35ZM35 48H34V50H35ZM51 48V47H50ZM69 48H67V49H69ZM77 48H75V51L77 50ZM80 48V49H81ZM92 48V47H91ZM90 47L88 48V49H91ZM96 48V47H95ZM94 48V49H95ZM11 49V50H10ZM62 49H60V52L62 51ZM73 49V48H72ZM72 49H70V50H72ZM79 49V50H80ZM84 50H86L87 48H83ZM87 49V50H88ZM97 49V48H96ZM95 49V50H96ZM101 49H99V50H101ZM116 49V48H115ZM8 50H10V51H8ZM41 50H37V48H36V51H39V53L41 52ZM45 50V51H44ZM70 50H69V52L68 51H66V49L64 50V52H67V53H69L70 55H68V54H66V53H64V55H66V56H64V58L65 57H68V56H71L72 54H71V52H70ZM95 50H94V53H95ZM98 50V49H97ZM98 51L99 53L101 52L102 53V55H104L103 54V52L105 51ZM107 50V49H106ZM119 50H121V49H119ZM50 51V50H49ZM80 51H82V49L80 50ZM79 51V52H80ZM91 51V50H90ZM27 52V53H26ZM57 52H59V51H57L56 50V55L58 54V55H60L59 53H57ZM72 52H74V51H72ZM87 52V51H86ZM92 53H93V51H91ZM98 52H97V54H98ZM117 52H119V51H117ZM24 53H26V54H24ZM33 53L35 54V55H33ZM38 53V52H37ZM42 53V54H43ZM50 53V52H49ZM49 53L47 54V56H49ZM78 53V52H77ZM81 53V52H80ZM84 53V52H83ZM92 54L91 56H92V60H95V58L96 57H99L98 55L97 56H95L96 54ZM52 53H50V55H51ZM88 54V53H87ZM87 54H85V56H87ZM89 54H90V52H89ZM88 54V55H89ZM106 54H108V53H106ZM115 54H117L116 52H115ZM45 55H46V53H45ZM55 54H53L52 56H54ZM55 55V56H56ZM57 55V56H58ZM68 55V56H67ZM74 55V54H73ZM75 55L77 56V55H79V57H76V56H74V57H76L77 59L79 58V60L78 61H80V62H82V59H81V57H84V56H82V54L80 55V54H76L75 53ZM95 56V58H93L94 56ZM101 55V56H102ZM109 55V54H108ZM107 55V56H108ZM36 56V57H35ZM56 56V57H57ZM60 56H62V55H60ZM60 56H58L57 58H58V60H61L62 58H60ZM106 55H105V57L106 58H110V56H108L107 57ZM115 56V55H114ZM40 57H42V56H40ZM46 57V56H45ZM44 57V59L46 60V58ZM74 57H72L71 58V60L74 58ZM88 57V56H87ZM104 56H102L101 58H103ZM219 57H221V56H219ZM235 57V56H234ZM32 58V59H31ZM69 58V57H68ZM89 58H91V57H89ZM100 58V59H101ZM114 57L113 56H111V59L110 60H112ZM50 60V56L47 58V63H48V61ZM65 59H67V58H65ZM70 59V58H69ZM76 59V60H77ZM84 59V58H83ZM100 59H99V61H100ZM104 59V58H103ZM31 60V61H30ZM34 60H35V62H34ZM45 60H44V62H45ZM84 60H86V59H84ZM91 60V61H92ZM97 60H98V58H97ZM220 60V59H219ZM43 61V60H42ZM67 61H68V59H67ZM75 61V60H74ZM88 61H90V59L88 60ZM104 61H107V60H105L104 59ZM103 61V63H105ZM218 61V60H217ZM75 62H77V61H75ZM83 62H86V61H83ZM82 62V63H83ZM32 63H35V66L34 65H31ZM79 63V62H78ZM96 64V62H92V64L91 63H89V64H91L92 65V67ZM101 63H102V60H101ZM101 63H99L98 62V64H100V66L103 64H101ZM107 63V62H106ZM214 63H216L217 64V62H214V61H212V64L211 65H213ZM259 63V62H258ZM257 63V64H258ZM74 63H72L71 62V65H73ZM87 64V63H86ZM86 64L84 65V67H86ZM89 64H88V67H91V66H89ZM94 64V65H93ZM215 64V65H216ZM257 64H255L256 66H259V65H257ZM260 64V63H259ZM82 65V64H81ZM214 65V66H215ZM262 65H264V64H262ZM43 67H46V62H45V65L43 64L42 65ZM74 66H78L77 65V63H76V65L74 64ZM80 66V65H79ZM99 66V65H98ZM104 66V65H103ZM261 67V65L259 66V67H256V68H260ZM28 68H30V70H31V72H29V69ZM254 68H255V66H254ZM26 69L28 70V72L26 73L25 71H26ZM25 70V71H24ZM24 71V72H23ZM33 71V72H32ZM219 72V71H218ZM21 73H23V74H21ZM25 73V74H24ZM30 75H29V74ZM215 73H217V72H215ZM20 74H21V79L23 80V78H22V76H24L25 75V77H26V74H28L27 76L28 77H30L31 76V78L30 79H28V77H27V79L26 78H24L25 79V81L27 80V82H25L24 80V84H23V81L22 80H20ZM218 75V74H217ZM11 77H13V80L11 79ZM10 78V79H9ZM19 78V79H18ZM245 78V82L244 81H241L240 82V84L238 83H236V85L237 86H240V87H243L242 85L243 84H241L242 82H244V83H246L247 81H246V77H244ZM18 79V80H17ZM248 79V78H247ZM12 80V81H11ZM20 80V81H19ZM30 80V81H29ZM242 80H244V79H242ZM11 81V82H10ZM17 81V82H16ZM29 81V82H28ZM19 82V83H18ZM18 83V84H17ZM12 86L13 87V90L12 89H10V90H7V89H9L8 87H10V86ZM32 85V87H33V83L31 84ZM226 85V86H225ZM246 85V84H245ZM244 85V86H245ZM20 86V87H19ZM16 88V90H15V88ZM20 89H19V88ZM22 87V88H21ZM24 87H26V86H24ZM30 87V86H29ZM240 87H235V85L233 86H227V84H222V86H218L217 84L214 86V85H211V87H208V89H206L205 87H204V89H206V91H205V97H204V95H203V92H202V97H201V99H199V101H197V104L200 106V108H202V107H204V106H202L201 107V104L203 105H205V103H201V101L202 102H206V106H209V109H206L205 107V109L204 108H202V109H204L205 111H207V110H209V112H214V113H217V114H221L223 111L222 110H224V111H226L224 108H227L228 109V112H230L231 110V105H232V103H231V99L229 98L230 97V95L231 94H236V92L239 90L238 88H240ZM18 88V89H17ZM27 88V87H26ZM26 88H24L25 90H27ZM31 88V87H30ZM29 88V89H30ZM228 88V89H227ZM232 88V89H231ZM32 89H34V87L32 88ZM231 91H230V90ZM236 89V90H235ZM238 89V90H237ZM256 91H255V93H254V91H252L253 92V94H251V96L249 97V98H247V100L244 102V103H242L241 105H242V107L239 109L240 111H239V113H238V117L236 116L237 115V110L236 111H234L235 113H234V117H233V119L237 122V123H240V124H243V125H245L246 124V126L248 127V123L249 122H251V121H248L247 119H251L250 117H252V120L254 119H256V120H258V119H260V121L262 120V119H264V118H261V116L262 115H264V110H262V109H264V104H262V103H264V96H262V92H261V90H262V87H261V85L258 83L257 85H256V87L254 88ZM253 89V90H254ZM259 89H260V91H259ZM17 90H19V91H17ZM25 90H23V91H25ZM11 91V92H10ZM16 91V92H15ZM28 91V90H27ZM30 91H32V90H30ZM215 91H216V93H215ZM259 91V92H258ZM33 92V91H32ZM219 92V93H218ZM235 92V93H234ZM258 94H257V93ZM18 94L17 96L15 95V94ZM26 93H24L25 95H26ZM23 94V97L25 96ZM255 94V95H254ZM261 94V95H260ZM254 96V97H253ZM184 97H186V96H184V95H182V96H178V97H176V100H175V102H174V105L173 106H175V108L177 107V109L179 110V108L178 107H180L182 110L184 109V110H186L187 109V105H188V102H185V100H186V98L184 99ZM20 98V99H19ZM224 100H222V99ZM225 98H226V100H225ZM231 98H232V95H231ZM254 98V102L252 101V99ZM24 99V100H23ZM205 99V100H204ZM220 99V100H219ZM230 99V100H229ZM257 99V100H256ZM222 100V101H221ZM187 101V100H186ZM221 101V102H220ZM25 102V103H24ZM220 104H219V103ZM225 103V105H226V107L224 106V103ZM252 102V103H251ZM260 103L261 105V108L259 109L257 106L258 105H256L257 103ZM26 103L29 105V106H27L26 105ZM176 103V104H175ZM186 103V104H185ZM199 103H201V104H199ZM24 104V105H23ZM217 104V105H216ZM223 104V105H222ZM219 105H221V106H219ZM23 106H24V108H23ZM25 106H26V109H25ZM32 108H31V107ZM248 106H250L249 108H248ZM28 107H29V109H28ZM189 107V106H188ZM222 107H224L223 109H221ZM247 107V108H246ZM254 107H255V109H254ZM24 109V110H22V109ZM31 108V109H30ZM174 108V107H173ZM190 108V107H189ZM191 108H193V107H191ZM219 108V109H218ZM21 110H22V112H21ZM29 110V111H28ZM176 110V109H175ZM218 110H221L220 111V113H218ZM256 110V111H255ZM33 113H32V112ZM187 111L189 112V110L187 109ZM25 112V115H23V113ZM26 112H28V113H26ZM187 112V113H188ZM227 112V113H228ZM258 112V113H257ZM19 113H20V115H19ZM22 113V114H21ZM241 113V114H240ZM257 113V114H256ZM27 114H29V115H27ZM262 114V115H261ZM14 115V116H16L15 118L16 119H13V121L14 120H16V122L14 121V122H11L12 120V116ZM22 115V116H21ZM253 115V116H252ZM259 115V116H258ZM11 116V117H10ZM14 116H13V118H14ZM244 116V117H243ZM247 116V117H246ZM257 116H258V118H257ZM11 119H10V118ZM20 118V120H19V118ZM25 117H28V118H26V119H24ZM30 117H32V118H30ZM239 117H242L243 119H245L246 121H248V123H246L245 122V124H244V122H242L241 120H240V118ZM246 117V118H245ZM260 117V118H259ZM193 118V117H192ZM241 118V119H242ZM21 119L23 120V121H21ZM31 119V120H30ZM34 119H36V121L34 120ZM39 119V120H38ZM86 119V120H85ZM84 120L85 121H87L88 119L87 118H85ZM93 119V118H92ZM92 119L91 118H89V121L88 122H91L92 121ZM95 119V118H94ZM93 119V123H94V121H96V120H94ZM239 120V121H237V120ZM18 120H19V124H17L18 123ZM79 120V119H78ZM91 120V121H90ZM21 121V122H20ZM34 121V122H33ZM73 121H74V119H73ZM262 121H264V120H262ZM261 121V122H262ZM22 122H23V125H21L22 127L20 128V126H18V125H20V124H22ZM25 122V123H24ZM28 122V124H26ZM31 122L36 126H34V125H32L31 124ZM39 122H41V124L39 123ZM43 122L45 123V124H43ZM77 122V121H76ZM80 122H83V121H81L80 120ZM17 125H16V124ZM36 123V124H35ZM70 123H72L73 124V122L72 121H70ZM75 123V122H74ZM97 123V122H96ZM96 123H94V125H96ZM259 123V122H258ZM15 124V125H14ZM16 126V127H15ZM242 126V125H241ZM242 127H244V126H242ZM241 127V129L242 130H245L247 127H244V129ZM23 128V129H22ZM36 129L35 130V132H36V134H35V132L33 131V129ZM89 128V129H88ZM239 128V127H238ZM20 131H19V130ZM21 129H22V131H21ZM74 128H72V131H71V129H70V131L71 132H73V133H75V131L77 130V129H74ZM101 129V130H100ZM78 130H79V132H78ZM77 130V132L78 133H76V136H79V134L82 132V129H78ZM227 130V129H226ZM50 131H52V130H50ZM63 131V130H62ZM70 131H65V132H70ZM81 131V132H80ZM100 131V132H99ZM25 134H27V135H25ZM65 134V133H64ZM63 134V135H64ZM78 134V135H77ZM36 135V139L35 140H37L35 143L33 142V140H34V136ZM65 135H67V136H70L71 137V135H72V133H70V135H68V133L67 134H65ZM28 138H27V137ZM75 136V135H74ZM94 136V137H93ZM24 137V138H23ZM65 136H63V138H64ZM91 137V136H90ZM49 138V141H47V142H43V141H45V139L47 140ZM72 138H74L73 137V135H72ZM71 138V139H72ZM79 138V137H78ZM77 137H76V139H78ZM76 139H73L72 141L73 142H75L74 140H76ZM100 139V138H99ZM29 140L33 143H31V142H29ZM34 140V141H35ZM87 141H88V139H86ZM95 140H96V138H95ZM98 140V139H97ZM28 141V142H27ZM58 141H59V139H58ZM68 141V140H67ZM70 141V140H69ZM78 141V140H77ZM99 141V140H98ZM27 144H26V143ZM40 142H42V144L40 143ZM55 142V141H54ZM53 142V143H54ZM65 142V141H64ZM71 142V141H70ZM79 142H80V139H79ZM78 142V143H79ZM101 141H99V143H100ZM52 143V142H51ZM52 143V144H53ZM98 143V144H99ZM32 144V147L30 146ZM37 144V145H36ZM39 144V145H38ZM49 144V143H48ZM55 144V143H54ZM68 143L66 142V145H67ZM76 144V143H75ZM89 144V145H90ZM28 145H29V147H28ZM50 145V144H49ZM58 145V144H57ZM68 145H70V144H68ZM67 145V146H68ZM35 146H36V148H35ZM70 146H72V145H70ZM82 146V147H81ZM91 146V145H90ZM89 146V147H90ZM95 146V147H94ZM99 146V145H98ZM59 147V146H58ZM74 147V146H73ZM93 147H94V149H93ZM52 148V147H51ZM57 148V147H56ZM55 148V149H56ZM67 149H69L68 147H66ZM70 148H72V147H70ZM75 148L76 149H78V146L76 147L75 146ZM82 148H84V150L86 149V150H89V151H85V152H83V150H82ZM44 150V149H43ZM42 150V151H43ZM56 150H59V148L58 149H56ZM98 150V149H97ZM37 151V152H39V153H35V152ZM64 151H66L65 149H64ZM68 151V150H67ZM71 151H72V149H71ZM57 152V153H58ZM73 152V151H72ZM97 152V151H96ZM63 153V152H62ZM90 153H92V154H90ZM37 154V155H36ZM94 154V156H92ZM68 155H70V156H72L71 158L73 159V160H71L69 157L70 156H68ZM35 156H37V157H35ZM55 156V155H54ZM98 156V155H97ZM47 157V156H46ZM68 157V158H67ZM87 157V158H86ZM51 158V157H50ZM74 158H78L77 159V161L79 160V162H80V159L79 158H82V161H83V159L85 158V161H83V164H84V162L87 164V165H85L83 168H82V166H80L81 168H80V171L82 170L83 172H80L79 171V169L77 170V168H73L72 167V163H73V165H75L74 163L75 162H77V161H75L74 160ZM94 159V160H93ZM95 160H98V162H95ZM73 161H75V162H73ZM81 161V162H82ZM38 162L40 163V167H38L37 165H38ZM64 162H67V164L66 163H64ZM93 162V163H92ZM64 163V164H63ZM95 163V164H94ZM33 164H35V166H37V169H35L36 167L33 165ZM77 164V163H76ZM67 165V166H66ZM69 165V166H68ZM82 165V164H81ZM95 165V166H96ZM71 166V167H70ZM77 166H79V163L77 164ZM95 166H93V167H95ZM99 166V168H100V166L101 165H98ZM35 167V168H34ZM64 167V168H63ZM66 167V168H65ZM67 167L69 168L68 170H72V172L76 175L77 174V177H76V184H78V180H79V182H80V184H78L79 186H78V188L80 187V185H82V187L84 186H86L85 184H88V186H86V187H88L87 189H90L91 188V185H93L94 186V189H96V190H94V191H92V189H93V186H92V189H90L91 191H89V193L91 192H94L93 193V195L95 196V193H97V195L98 196H95V197H93V198H91L88 194L85 196L84 195V197H82L81 195H80V193H78L80 196H78V200L80 199H82V201H81V203L78 201V203H79V205H78V208H77V206H76V202H75V204H74V206L77 208V209H75V211L73 210L74 209V206H73V208L71 209V210H73L72 212H74V213H72L71 215L68 213V211L67 210H69V211H71L70 209H67L66 211L67 212H65V213H68L67 215H65V216H67V217H65V218H63V220H64V222H63V220H61L60 222H57V223H55L56 221H59L58 219H59V217H57V220H55V218H53L52 219V221L53 222H51V223H53V225H51V223H49V222H47V220L48 219H46L48 216L46 215L45 216V214H47V212H40L39 211V209L38 208H40V207H37V205H38V203H37V200H40V196L38 197V195H40L39 193L41 192V189H43V187H45V185L46 184H48L49 183V181L51 180L50 178H52V175H55L56 173L58 174V173H63V170L65 171L66 169H67ZM75 167V166H74ZM39 168V169H38ZM70 168H72V169H70ZM98 168V169H99ZM75 169V170H74ZM68 170H66L67 172H68ZM76 170H77V172H76ZM88 170V169H87ZM86 170V171H87ZM92 170V169H91ZM94 170V169H93ZM40 171V172H39ZM41 171H42V175L40 174L41 173ZM98 171V170H97ZM54 172H56L55 174H54ZM78 172H80V173H78ZM93 172V171H92ZM95 172V171H94ZM88 173H90V171L88 172ZM100 173V172H99ZM72 174V173H71ZM86 174V173H85ZM96 174H98L97 172H96ZM70 175V174H69ZM74 175V176H75ZM87 177V178H86ZM93 177V176H92ZM75 178V177H74ZM74 178H73V180H74ZM80 178V179H79ZM82 178H83V180H82ZM90 178V179H89ZM78 179V180H77ZM86 179V180H85ZM72 181V180H71ZM82 182V183H81ZM84 182H87V183H84ZM90 182V183H89ZM97 182H99L98 183V185H97ZM72 184H75L74 183V181H72L71 182ZM84 183V184H83ZM95 185H97V186H95ZM73 187V186H72ZM76 187H77V185H76ZM85 187V188H86ZM90 187V188H89ZM104 187H106V188H104ZM83 189V188H82ZM105 190H106V192H105ZM79 191V190H78ZM75 192H76V190H75ZM80 192V191H79ZM81 193H82V191H81ZM101 195H100V194ZM85 194V193H84ZM72 195H73V193H72ZM74 195H75V193H74ZM74 198H76V195L75 196H73ZM79 197H81V198H79ZM85 197H86V201H88V202H84L83 200L85 199ZM99 198V199H97V198ZM110 197V196H109ZM39 198V199H38ZM41 198H43L42 196H41ZM103 198H104V202L102 201L103 200ZM123 198H126V197H123ZM95 199V200H94ZM97 199V200H96ZM102 199V200H101ZM45 200V199H44ZM123 200H125V199H123ZM41 201V200H40ZM125 201H127V199L125 200ZM124 201V202H125ZM164 201H166V203L164 202ZM164 201L162 200V202L163 203H160V204H162V205H164L165 204V206H163V207H161V205H159V208L157 209L158 211H164L165 209H166V207H167V205L169 204V199H164ZM43 202V201H42ZM46 202V201H45ZM84 202V203H83ZM44 203V202H43ZM47 203V202H46ZM82 203H83V205H85L86 203H88V206L86 205V208H85V206H84V208H83V206H81L82 205ZM89 203H90V206H89ZM45 204V203H44ZM41 205V204H40ZM47 205V204H46ZM80 206V207H79ZM42 207V206H41ZM46 207V208H45ZM44 207V205H43V208H45V209H47V206H45ZM88 207V208H87ZM89 207L90 208H92V209H89ZM36 208L38 209V210H36ZM43 208H41V210H43ZM85 209L87 210V213L85 212H82V211H85ZM39 212V214L36 212ZM89 211V212H88ZM92 211V212H91ZM40 213H42V214H40ZM89 213V214H88ZM90 213H91V217H93V218H95V216H97L93 221H95V220H98V221H96L97 222V224H99V223H102V225H106L105 223L107 222V223H109V226H105L106 228H104L103 226H99L100 227V229L98 230V229H96V230H98L99 232L100 231H102L103 233H105L106 232V230H105V232L103 231L104 229H107V228H109V229H107L108 231H107V233L108 234H106V235H104L102 232V235L100 236V235H98V234H100V233H97L96 232V234L98 235V236H100V237H102V236H106L105 238L103 237V242H101L100 244H97V243H99L100 241H102V240H100L99 241V239H101V238H99L98 239V237L96 238H93L94 237V235H93V231H94V229L91 231H89L88 230V228H85L83 225L81 226V227H83L84 229H87V232L85 231H83V230H80V228L81 227H79L78 228V226L76 225V224H80V223H82V222H89V220H91V219H93V218H91L90 217ZM38 216H37V215ZM75 215V217H76V219L74 218L73 219V216L72 215ZM88 214V215H87ZM93 214V215H92ZM100 214H103V216L102 217H106V215H107V213H103V212H101ZM106 214V215H105ZM109 215V214H108ZM107 215V216H108ZM157 215H159V216H157ZM70 216H72V218H70ZM110 216V215H109ZM40 217V221L38 222V220L39 219H37V218H39ZM61 218H62V216H60ZM64 217V216H63ZM111 218H112V216H110ZM90 218V219H89ZM156 218H158V219H156ZM37 219V220H36ZM46 219V220H45ZM143 219V220H144ZM51 220V219H50ZM77 222H76V221ZM79 220V221H78ZM109 220H111V221H109ZM55 221V222H54ZM70 221V222H69ZM73 221V222H72ZM75 221V222H74ZM100 221V222H99ZM156 221H157V223H156ZM23 222V223H22ZM43 223V224H41V223ZM45 222H46V224H50V225H46L45 224ZM99 222V223H98ZM155 222V223H154ZM55 223V224H54ZM64 223V224H63ZM71 225H70V224ZM58 224V225H57ZM62 224L64 225V226H62ZM67 224H69V225H67ZM83 224V223H82ZM86 224V223H85ZM18 225H20V227L18 226ZM36 225H38V226H36ZM73 225V226H72ZM77 227H76V226ZM159 225V226H158ZM26 226V227H25ZM70 226V227H69ZM94 227L96 226V225H93ZM92 226V227H93ZM148 228H147V227ZM158 226V227H157ZM62 227V228H61ZM77 228V230H75L76 228ZM92 227H90V228H92ZM99 227H97L96 226V228H99ZM162 229H161V228ZM74 228V229H73ZM82 228V229H83ZM125 228V229H124ZM159 228V229H158ZM17 229V230H16ZM73 229V230H72ZM78 229L82 232H84L85 234H82L80 231H78ZM152 229V230H151ZM14 230H16V231H14ZM23 230V231H22ZM70 230H72V231H70ZM95 230V231H96ZM163 230V231H162ZM166 231V233H165V231ZM14 231V232H13ZM95 231H94V233H95ZM133 231H135V232H133ZM136 231H138V232H136ZM140 231V232H139ZM155 231H157L156 233H155ZM70 232H71V234H70ZM88 232H90L89 234H88ZM91 232H92V234H91ZM6 233V234H5ZM19 233V234H18ZM121 233V232H120ZM161 233V235H165L166 236V240H163L162 242H166V243H162L161 242V240H160V243H158V241H159V239H157V238H159L158 236H161V235H159ZM112 234V233H111ZM157 234H158V236H157ZM168 234H169V232H168ZM17 235V236H16ZM83 235H85V236H83ZM92 235H93V237H92ZM96 235V236H97ZM153 235H155L154 237H153ZM174 236V235H173ZM86 237V238H85ZM144 237V238H143ZM153 237V238H152ZM164 237V236H163ZM168 237H169V239H170V241H172V242H170L169 241V239H168ZM175 237V236H174ZM19 238H20V240H19ZM24 238H26L25 240H24ZM127 238V239H128ZM132 238H133V240H132ZM41 239V240H40ZM98 239V240H97ZM144 239V240H143ZM161 239H162V236H161ZM164 239H165V237H164ZM23 240L25 241V242H23ZM29 240V241H28ZM104 240H106V242H107V244H106V242H104ZM139 241L138 243H139V245H138V243H137V245L135 244L137 241ZM146 240V241H145ZM152 240V241H151ZM158 240V241H157ZM168 240V241H167ZM54 241V242H53ZM62 241V242H61ZM98 241V242H97ZM136 241V242H135ZM23 242V243H22ZM27 242V243H26ZM86 242H88L87 244H86ZM96 242V243H95ZM151 242V243H150ZM154 242H156V243H154ZM169 242V243H168ZM97 244V245H92V244ZM103 243V245H101ZM105 243V244H104ZM158 243V244H157ZM89 244V245H88ZM90 244H91V246H90ZM133 245V246H132ZM169 245V246H168ZM93 246V247H92ZM105 246H107V247H105ZM168 248H167V247ZM172 246V247H171ZM134 247V248H133ZM149 247V248H148ZM108 248V249H107ZM109 248H111V249H109ZM140 248V249H139ZM219 248V249H218ZM242 248V249H241ZM59 249V250H58ZM132 249H136V251H138L139 253H141V254H139L140 256L139 257H136V255L138 256V253L136 254V253H133L132 252ZM140 251H139V250ZM103 250H105V252L103 251ZM110 250V251H109ZM151 250V251H150ZM177 250H179L178 252H177ZM183 250V251H182ZM198 250H200V251H206L207 253H209V254H212V250H213V253H218V254H220V252L219 251H221V254H222V252H223V256L220 254V256H222L223 258H220V259H217V258H213V259H210L209 260V258L207 259L206 257L204 258V259H200V258H197V256H198V253H199V251ZM211 250V251H210ZM219 250V251H218ZM62 251V252H61ZM68 251H70V254L68 253V254H65L66 252H68ZM108 251V252H107ZM116 251V252H115ZM133 251H135V250H133ZM135 251V252H136ZM161 251V252H160ZM163 251H165V252H163ZM217 251V252H216ZM260 251H264V249H260ZM56 252L58 253H60V254H56ZM102 252V253H101ZM107 252V253H106ZM133 253L134 254V256L132 255V254H130V253ZM160 252V253H159ZM173 252V253H172ZM104 253V254H103ZM120 253V254H119ZM158 253H159V257H158ZM161 253H164V254H161ZM192 253V254H191ZM53 254V255H52ZM56 254V255H55ZM85 254H86V256H85ZM127 254V255H126ZM130 254V255H129ZM136 254V255H135ZM154 254V255H153ZM171 254V255H170ZM174 254V255H173ZM177 254V255H176ZM61 255V256H60ZM84 255L86 258L89 256V255H91V260L90 261H88V262H86L85 261V259L84 260H82V256ZM192 255V256H191ZM53 256V257H52ZM58 256V257H57ZM133 256V258H131ZM161 256V257H160ZM175 256V257H174ZM49 257H51V258H49ZM119 257L121 258V259H119ZM168 257H170V258H168ZM199 257V256H198ZM65 258V259H64ZM160 258H161V260H160ZM50 259V260H49ZM54 259V260H53ZM68 261H67V260ZM6 260V261H5ZM180 260V261H179ZM62 261V260H61ZM135 261V262H134ZM147 261V262H146ZM163 261H165V262H163ZM171 261V262H170ZM176 261V262H175ZM69 262V263H68ZM81 262V263H80ZM168 262V263H167ZM62 264V263H61Z\"/></svg>",
    "mask_w": 264,
    "mask_h": 264
}]
</instances>
